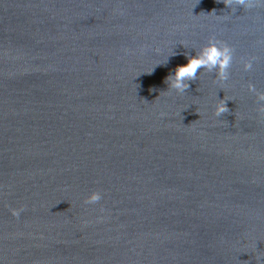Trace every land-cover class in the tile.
<instances>
[{
  "label": "water",
  "instance_id": "95a60500",
  "mask_svg": "<svg viewBox=\"0 0 264 264\" xmlns=\"http://www.w3.org/2000/svg\"><path fill=\"white\" fill-rule=\"evenodd\" d=\"M213 36L235 50L230 79L201 69L170 91ZM249 83L264 92V8L0 0V264H264Z\"/></svg>",
  "mask_w": 264,
  "mask_h": 264
},
{
  "label": "clouds",
  "instance_id": "9594fccd",
  "mask_svg": "<svg viewBox=\"0 0 264 264\" xmlns=\"http://www.w3.org/2000/svg\"><path fill=\"white\" fill-rule=\"evenodd\" d=\"M227 8L235 12L237 8L244 11H250L255 8H264V0H221ZM127 52V49H125ZM234 48L230 47L226 42L211 37L207 44L196 52L195 56H189L188 62L184 66H178L174 70V74H170L165 83L170 91H175L177 94H183L189 88V82L197 79V73L203 69L207 73H215L214 83L220 82L225 84L230 79V69L234 60ZM255 58H241V63L244 72L253 70ZM249 93L256 98L258 107L255 109L262 121H264V92L257 91L255 85L249 83L247 85ZM229 109L226 107V101L219 100L215 107V115L217 117L227 113ZM194 123V122H193ZM190 126V125H189ZM102 199V194L99 191L92 192L84 201L85 205H95ZM25 209L10 208L9 211L14 218H19L21 212ZM103 211V209H101Z\"/></svg>",
  "mask_w": 264,
  "mask_h": 264
}]
</instances>
